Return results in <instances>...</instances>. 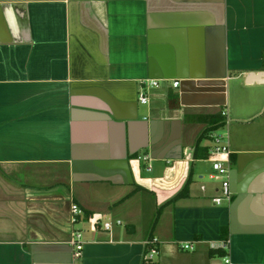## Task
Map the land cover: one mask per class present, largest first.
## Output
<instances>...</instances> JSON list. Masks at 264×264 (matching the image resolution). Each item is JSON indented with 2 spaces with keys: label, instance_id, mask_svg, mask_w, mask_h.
Instances as JSON below:
<instances>
[{
  "label": "crops",
  "instance_id": "1",
  "mask_svg": "<svg viewBox=\"0 0 264 264\" xmlns=\"http://www.w3.org/2000/svg\"><path fill=\"white\" fill-rule=\"evenodd\" d=\"M225 257L264 264V0H0V264Z\"/></svg>",
  "mask_w": 264,
  "mask_h": 264
},
{
  "label": "built area",
  "instance_id": "2",
  "mask_svg": "<svg viewBox=\"0 0 264 264\" xmlns=\"http://www.w3.org/2000/svg\"><path fill=\"white\" fill-rule=\"evenodd\" d=\"M153 85H158L157 81L152 82ZM179 84V81H175L174 85L177 86ZM140 101L142 103H146L148 101V98L145 95H142L140 98ZM226 111H223V115H226ZM213 145L210 148V155L212 157L213 162V169L215 171L214 176L218 178H222L221 187L219 189L218 195H216L213 198V202L216 204H222L225 201H231L233 193L230 189V182L228 179V174L230 171V163H231V151L228 145L225 143H222V135H212ZM146 159V157H145ZM72 222H78V216L82 213V209L78 205L72 206ZM118 223H121V221H118ZM105 229L110 230L112 228V223L107 221L104 223ZM158 240L157 238H149L146 241V245L148 247V251L145 255V261H151L155 255L159 252V246H158ZM71 244L75 247L74 256L78 257L82 253L83 249V234L81 231H76L73 234V237L71 239ZM182 248L188 249L193 248V246L188 243H182ZM224 264H232L229 257H225Z\"/></svg>",
  "mask_w": 264,
  "mask_h": 264
},
{
  "label": "rangeland",
  "instance_id": "3",
  "mask_svg": "<svg viewBox=\"0 0 264 264\" xmlns=\"http://www.w3.org/2000/svg\"><path fill=\"white\" fill-rule=\"evenodd\" d=\"M245 81V80H244ZM243 79H230L228 82H226L223 87L224 90H227L226 92L228 93V98L227 100L225 98L222 99V103L218 105V108L221 110H226V105H228V108L231 111V115L232 116V112L234 110V107L236 106L235 101H234V92L238 91L239 87L245 85L243 84ZM246 83V81H245ZM229 116V117H230ZM225 118V116H223ZM213 164V163H212ZM224 203H227V201H225Z\"/></svg>",
  "mask_w": 264,
  "mask_h": 264
},
{
  "label": "water",
  "instance_id": "4",
  "mask_svg": "<svg viewBox=\"0 0 264 264\" xmlns=\"http://www.w3.org/2000/svg\"><path fill=\"white\" fill-rule=\"evenodd\" d=\"M263 72H259L257 74L251 73L248 76L247 82H251L252 80H258L260 77H262Z\"/></svg>",
  "mask_w": 264,
  "mask_h": 264
},
{
  "label": "trees",
  "instance_id": "5",
  "mask_svg": "<svg viewBox=\"0 0 264 264\" xmlns=\"http://www.w3.org/2000/svg\"><path fill=\"white\" fill-rule=\"evenodd\" d=\"M219 124H221V123H218V125H219ZM186 190H187V188H184V189H183V190H182L177 196L185 195V194H186V192H185ZM128 195H129V194H128ZM128 195H127V196H128ZM177 196H176V197H177ZM211 252L214 253V250H212ZM218 254L221 255V256L224 255L223 251H222L220 248H218Z\"/></svg>",
  "mask_w": 264,
  "mask_h": 264
}]
</instances>
